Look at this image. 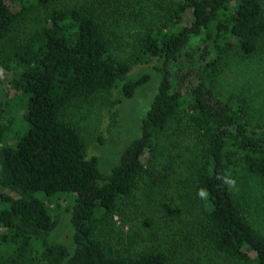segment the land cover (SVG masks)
Instances as JSON below:
<instances>
[{"label":"trees","instance_id":"1","mask_svg":"<svg viewBox=\"0 0 264 264\" xmlns=\"http://www.w3.org/2000/svg\"><path fill=\"white\" fill-rule=\"evenodd\" d=\"M94 1L0 0V74L11 73L18 92L0 128V187L17 195L0 194V264H201L192 252L179 262L172 249L146 246L142 232V249L114 243L116 220L133 206L154 224L151 237L174 214L182 251L202 243L200 251L222 263L264 264L259 216L216 178L242 167L264 183V126L248 122L244 100L215 91L228 61L264 53V0H181L162 18H154V2L144 10L132 0ZM130 9V23L141 29L124 57L114 54L109 12L116 24ZM154 61L161 62V80L141 136L104 174L67 111L105 101L118 85L132 99L150 76L130 73ZM14 129V146L7 145ZM189 166L191 177L174 182L172 197L167 180ZM201 187L207 200L197 198ZM64 206L71 250L50 241Z\"/></svg>","mask_w":264,"mask_h":264},{"label":"rangeland","instance_id":"2","mask_svg":"<svg viewBox=\"0 0 264 264\" xmlns=\"http://www.w3.org/2000/svg\"><path fill=\"white\" fill-rule=\"evenodd\" d=\"M178 1L181 0H132L133 4H138L144 10L149 9L150 6L152 10L154 2V18L157 16L165 17L170 5ZM94 2V0H61L59 5L77 6L84 4L92 7ZM151 10H149V15H151ZM131 12L132 9L128 10V15L126 17L124 15L120 22L116 21V24L109 12V20L113 21V27L117 32L114 54L124 57L132 50L131 44L136 31L141 29L139 23H130L129 13ZM34 15H36L35 18H38L37 21L43 19L41 13H35ZM149 23L150 21H148ZM118 24H120V27H118ZM160 67L161 62L154 61L133 68L129 75L130 78H138L148 74L150 81L141 87L132 99H124L121 86L118 85L105 98V101L96 105H92V103L87 101L78 102L67 111V118L78 128L81 137L87 145L88 158H97L99 160L102 173L109 174L115 166L119 165L124 151L141 136L140 127L142 120L158 92L161 80ZM219 76L216 81L215 91H219L218 94L224 100H244L248 122L254 128L264 126V53L246 60L228 61L223 66L222 74ZM11 81V73L0 74V128L6 121L5 107L8 99L16 98L18 95V92L11 87ZM12 133L7 134L4 142L7 145L14 146L13 140L16 137V130ZM3 146V141L0 140V151ZM191 169L189 166V168L176 174L173 173L170 176L171 178L167 180V185L171 183L173 185H168V187H171L168 192L169 195L171 194L172 197L177 198L176 192L178 191L174 189V182H183L185 184L187 178L191 177ZM233 177L237 181L238 191L236 193H238L242 202L250 204L252 211L256 216H259L260 219L258 220L264 230V183L246 174L242 167H238V171L233 174ZM0 194L9 195L13 198L17 197L16 194L3 187H0ZM38 196L43 198V195ZM60 201L64 202L67 200L61 199ZM139 203L143 205L142 201L137 202V205ZM259 205L260 207H258ZM137 207L133 206L131 210H128V218L116 220L114 227L116 239L113 238L114 243L123 241L120 243L131 247L133 251L142 249V239L140 237V232H142L143 238L147 242L146 246L153 247L156 245L172 249L176 260L179 262L184 260V256L192 252L195 258H201V264H225L214 254L209 255L205 250L203 252L200 251L202 243L194 245L196 248L190 245L191 250H186V247L182 251L178 241L180 238L179 227L174 220V214L170 216V221L167 222L164 231H158L154 237L149 236L147 233L155 230L154 224L148 223L150 220L146 219L145 212H142L143 209L138 208L137 210ZM255 208L260 213L254 210ZM60 210V225L50 236V241L64 245L71 250L73 249L71 215L66 213L65 206L60 208ZM149 216L151 215L149 214Z\"/></svg>","mask_w":264,"mask_h":264},{"label":"clouds","instance_id":"3","mask_svg":"<svg viewBox=\"0 0 264 264\" xmlns=\"http://www.w3.org/2000/svg\"><path fill=\"white\" fill-rule=\"evenodd\" d=\"M216 178L220 181L221 187L231 189L234 192L238 191L237 181L230 172L220 173L217 175ZM196 195L198 199L207 200L209 198L210 193L206 188L201 187L197 190Z\"/></svg>","mask_w":264,"mask_h":264}]
</instances>
